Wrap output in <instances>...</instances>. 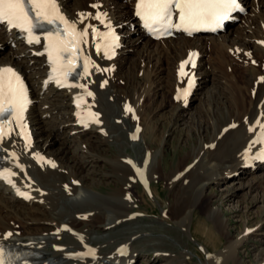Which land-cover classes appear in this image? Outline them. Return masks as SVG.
<instances>
[{"label":"bare ground","instance_id":"1","mask_svg":"<svg viewBox=\"0 0 264 264\" xmlns=\"http://www.w3.org/2000/svg\"><path fill=\"white\" fill-rule=\"evenodd\" d=\"M241 3L244 14L234 16L222 34L193 38L177 34L155 41L136 15L137 0H56L59 14L77 32H88L81 41L79 76L61 85L49 79L52 66L45 34L39 35V43H29L26 33L0 24V47L10 52L0 60V68H11L20 76L29 101L20 121L7 120L2 126L0 246L36 252L44 264H129L136 251H126V242L110 247L92 241L90 233L109 234L121 224L133 225L129 222L137 212L131 210L136 202L132 186L139 177L167 183L171 200L163 213L175 230L187 232L198 207L230 236L229 220L206 194L210 183L262 168L264 162V0ZM130 51L136 56L130 57ZM222 79L231 82L229 96L220 89ZM199 87L210 96L200 98L198 120L191 117L193 133H187L185 141L193 145L187 144L186 156L168 167V138L162 135L153 149L147 131L158 134L159 121L168 111L171 126L165 133L171 137L199 99ZM133 96L138 113L130 140L142 152L134 158L119 151L109 158L105 152L110 140L121 135L116 121L123 122L121 110ZM101 161L112 162L120 172H99ZM112 178L117 188L101 198L97 190ZM139 190L137 201L149 207ZM88 197L94 202H84ZM254 231H245L207 264H243L239 247ZM220 243L214 244L216 251ZM155 255L176 264L173 256L159 251Z\"/></svg>","mask_w":264,"mask_h":264},{"label":"rangeland","instance_id":"2","mask_svg":"<svg viewBox=\"0 0 264 264\" xmlns=\"http://www.w3.org/2000/svg\"><path fill=\"white\" fill-rule=\"evenodd\" d=\"M239 26L240 22L238 20L234 27L237 28ZM132 32H134V30H132ZM11 48L12 50H15L16 45L13 44ZM0 49L1 60L10 52L8 47H0ZM129 56L133 58L136 56V53L130 51ZM222 82L223 86H220V89L226 96H229L231 82L229 79H222ZM199 89L201 93L198 95L199 99H195L192 102L191 107H189L188 111L180 119L177 125L178 127L175 129L171 137H168V134L165 133L168 131L169 126H171V113L168 111L165 112V118H161L159 121L160 123L158 126L160 127L158 128V134H153L151 129L147 131V141L151 144L153 149H156L160 144L159 140L162 135H166L165 138H168L169 141L165 148V160L168 167H171L169 164L177 161L178 157L186 156V153L189 150V148H186L187 144L188 147L193 145V141H188V143L185 141L186 134L193 133L189 126L192 120L191 117H194L196 121L198 120L197 117H199V115L197 110L201 105L200 98L204 100V98L206 99L210 96L205 89L202 90L201 87H199ZM211 90L212 87H209V91ZM136 102V96H133L132 99L130 98L128 103H126V108H124L128 114L124 110H121V115L123 114L122 118L124 120L123 122L121 119L116 121L118 124L117 129L121 135L118 139L110 140V145L107 147L109 152L107 154L105 152L107 157L112 158L120 151L128 153L136 158L137 155L142 152L139 147L135 145V142L130 140V130L133 123L136 121V115L138 113ZM128 109H131V111ZM114 167L115 166L112 162L101 161L98 170L99 172L119 173L120 169ZM242 172H244V170L232 173L228 175L226 179L220 178L218 181L211 182L210 188L206 192L207 196L212 197L213 207L217 211L224 212V219L226 221L229 220L230 236H227V233L223 234V232L218 230L213 222V217H208V215H206L207 213H204V215L203 213L201 214V210L197 209L198 207H196V213L191 215V219L188 222L187 232L175 230V225L171 221H168V215L163 213L165 207L169 206L168 202L171 200L170 189L167 183L160 178H155L148 183L143 177H139L132 186L136 202L131 203V210L137 212L136 215H134V219L129 222L133 225L121 224L113 232L109 233L111 235L108 233L96 234L91 232L90 239L99 244L105 245L106 243V245H109L110 247H112V245L126 242V251H136L134 259L131 260L129 264H167V262L165 263L163 261V258L156 257V251L171 257L173 256L172 258L176 264L180 262H185L187 264H207L208 261L220 253V250H223L225 246H229L231 242L233 243L243 237L246 233L245 231L255 229L254 233L251 234V237L239 247V256L243 264H262L264 263V162L262 168L252 170L251 172L247 171L244 174ZM112 180L116 179H107L103 183L100 189L97 190L98 196H101V198L105 197L112 192L113 189L117 188L116 183L112 182ZM177 180L178 179H176V181ZM139 189L143 190V193L149 202V207L144 206L137 201V194L140 192ZM156 189L158 190L157 192L162 194V200L156 195ZM234 193H236V195ZM86 200L87 201L81 200V202H94L93 197L90 199L88 197ZM135 222L137 223L135 224ZM138 227H144V230H142L143 232L138 231ZM195 231H197L198 235L194 234ZM133 237H135V240ZM102 239L103 241H101ZM69 240L70 238L68 241ZM219 240L221 245L216 251L214 249V244L218 245ZM99 244L98 247L101 249ZM131 246L133 250L131 249Z\"/></svg>","mask_w":264,"mask_h":264},{"label":"snow or ice","instance_id":"3","mask_svg":"<svg viewBox=\"0 0 264 264\" xmlns=\"http://www.w3.org/2000/svg\"><path fill=\"white\" fill-rule=\"evenodd\" d=\"M238 7V0H137L136 15L145 21V26L149 29L153 25L165 29L175 27L191 35L201 29L215 30L222 21L229 18V13ZM177 12L179 22L173 24L172 17ZM96 18L99 19V16ZM57 20L67 27L63 29L57 27ZM0 24L6 25L10 31L17 29L26 33L30 38L29 43L33 41L39 43L40 37L36 35V32L45 31V25L52 26L45 31L44 38L48 42L45 45V51L49 61L54 65L53 73L57 72L55 65L65 59L64 52L72 51L74 55L78 53L79 49L75 45L88 35L87 29L77 32L74 24L68 25V21L59 14L56 0H0ZM64 34L71 39L65 41ZM68 63L72 61L69 60ZM183 68L182 63L181 73ZM84 70L87 71V68ZM64 75L66 77L68 73ZM53 78L54 76L49 77V79ZM56 83L61 85L59 79H56ZM73 86L75 85H69V87ZM88 95L91 96L92 93L88 92ZM27 103L29 101L26 88L20 76L11 68H0V119H5L11 114H15L18 120L22 119ZM128 110L131 111V109ZM4 135L5 132L0 127V140ZM52 166L55 167V165ZM0 264H5V253L2 247H0ZM8 264H11V261H8Z\"/></svg>","mask_w":264,"mask_h":264}]
</instances>
